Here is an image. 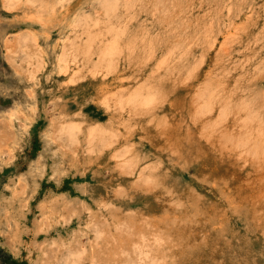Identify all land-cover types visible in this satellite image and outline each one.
<instances>
[{
	"label": "rangeland",
	"instance_id": "obj_1",
	"mask_svg": "<svg viewBox=\"0 0 264 264\" xmlns=\"http://www.w3.org/2000/svg\"><path fill=\"white\" fill-rule=\"evenodd\" d=\"M35 1L0 0V264H70L82 247L88 249L80 264L94 258L95 264H124L122 248L138 239L134 231L146 221L148 234L164 229V215L178 198L186 202L179 205L182 215L197 222V235L227 249L232 264H264V203L251 200L246 181L259 163L247 151L237 156L220 146L231 116L213 127V116L196 119L193 113L199 101L219 111L236 109L247 98H256L264 111V0H140L128 11L121 6L118 14H134L129 36L152 30L153 39L167 42L151 59L156 71L144 80L143 92L150 88L166 98L147 110L117 106L110 100L115 95L101 91L120 69L144 64L140 52L118 56L110 74L105 67L96 71L92 53L67 72L57 63L63 46L82 43L87 29L94 36L106 29L75 25L80 14H105L98 0ZM26 33L33 41L30 57L10 47ZM171 45L179 46V54L160 72L157 60ZM143 76L129 79L127 89ZM163 115L180 124L181 138L160 147L139 142L151 118ZM72 123L79 127L70 143L59 130ZM88 126H103L112 140L88 151ZM205 160H216L218 168L225 164L229 179L206 175ZM123 161L137 169L122 167ZM156 176L165 180L154 185ZM130 218L136 225L128 236L122 223ZM101 228L105 234L96 241L94 231Z\"/></svg>",
	"mask_w": 264,
	"mask_h": 264
},
{
	"label": "bare ground",
	"instance_id": "obj_2",
	"mask_svg": "<svg viewBox=\"0 0 264 264\" xmlns=\"http://www.w3.org/2000/svg\"><path fill=\"white\" fill-rule=\"evenodd\" d=\"M8 1L11 4V2L14 0H8ZM47 1L50 0H46L44 1V3L51 4L50 3L51 1L50 2ZM137 1L140 0H122L121 3L120 0H98L99 7H101V9L105 11V14L102 15L99 14V16L101 15V17L99 18H96L95 14H80L77 20L75 21V25H81L87 28L92 24H98V25L105 24L106 29L98 33L96 36H94V34H92V32L87 29L85 31L87 34L84 41L82 43H76V45H71V47L69 48L67 47L68 45H64L57 56L58 61L57 60L56 61L58 64L60 63L61 68H63V72L65 71L67 72L69 69H71L74 66L78 58L86 62L88 61V59L92 57L91 56L92 53L96 55V59L98 61L97 62L98 64L95 65L97 67L96 71L98 69H101V67H105L107 73L110 74L114 71L113 68L116 65V60L118 56L130 55L131 57L132 54H135L136 52L138 53L140 52L141 55L140 60H142L144 64L142 63L137 64L138 65L137 69L134 68V64H130L131 66L130 68L127 67L126 69H120L114 75L111 76L110 82H107L106 84L101 86V91H104V93L110 95H115L116 97L114 98L111 96L110 100H113L114 104L117 106H121L122 108L130 107L131 109L142 106L147 110V108H150L151 106L152 107L158 106L166 98L163 97L162 95L156 94L157 90L156 92H152V89L150 88L146 89L147 94H144L143 92L145 90L144 80L146 78H149L148 75L154 74V72L156 71V69L151 68L150 65L151 59H153V57L156 56L158 52H160V50L167 42L162 41L163 38L161 40L158 39V36L156 40L153 39L152 36H154V33L152 32V30H145V32H143V31H139L138 29H135L132 31L131 36L127 34V27H128L127 24L133 18L134 14H118V10L120 9L121 6L123 7V9H126L127 11L133 9V6ZM37 2H40V0ZM53 6L56 7L54 3ZM42 7H45V5L44 6L42 5ZM55 9L52 10L56 11ZM42 10L44 9L42 8ZM42 10H41V15H42ZM44 13L45 12H43V14ZM47 14H49V12ZM157 15L160 17L162 21H164L167 17L166 16L167 14H157ZM245 17L247 18L248 16ZM28 35L29 33H26L20 36L21 39L18 38L16 39V41L14 40L15 41L14 43L11 42L12 44H10L11 45L10 47L12 48H15L16 46L19 47L18 49L23 48L22 52L25 55L23 57L26 56L30 57V55L32 54L30 53L31 50L29 48L33 41L29 37L30 35L29 36ZM27 47L28 49H25ZM178 47L179 46L171 45L169 48H167L166 46L167 48L166 52L162 53L163 54L162 57H160V59L157 60V65H158L157 70H159L160 72L165 70L166 67H168V65L171 64L177 58L179 54L177 53ZM21 54L22 53L20 52V55ZM6 58H8V56ZM144 69L145 71H143ZM133 72H138L139 76H133ZM141 75L144 76L138 82V84L127 89L130 85L129 79H137V78L140 79ZM170 103L172 106L174 105V102L170 101ZM227 107L228 108L222 110L220 109L219 111H217L214 108V104H211L207 101H199V103L195 105L193 113L196 119H199L201 115L208 117L213 116V120H214L212 122L213 127H218L219 125L218 122L221 123L226 117L231 116V118L233 119L232 120L233 124H231L230 127L232 128L231 130L225 129L223 131L226 133L225 134L226 136L225 139L220 141V146L230 150L231 152L235 153V155L237 156L242 155L243 152L247 151V158L253 157V159H255V161L259 163L257 166L258 173L252 175L246 181H247V191L251 192L250 193L251 200H253L257 204H262L264 203V111L263 108L260 105V102L256 100V98H252L249 100L247 98V102L244 101L239 102L238 107L236 109L234 108L230 109V106ZM151 125L152 127L150 128L147 127L143 128V130L141 131L142 134L139 135L138 138L139 142L145 143V141H148L151 145L160 147L163 146V144H166L167 142L168 145H172L173 141L180 139L182 136V128L180 127V124L175 120L168 119L167 115L151 118ZM78 127L79 125H76L75 123H72L71 125L70 124L64 125L60 128L59 135L61 136L62 134L63 136H65L66 139L70 141V143H73L77 140ZM208 136L210 137L209 134ZM86 137L88 141L87 142L88 151H93L97 146L101 144L106 145L112 140L111 135L106 134L103 126L102 127L90 126L87 130ZM4 145L1 144V146L3 147ZM122 167H126V169L128 168L131 172H134L137 169L135 168V165L132 161H123ZM223 167L218 168L216 164V160L213 161L210 160V162L209 160H205L203 162V172L206 175L210 172L212 174L211 178H215V175L220 174L219 177L224 178V180L229 179V175H228L229 171L228 169H226L225 164L223 165ZM140 172H141L140 174H142V172H144L143 169ZM142 175L143 177L146 176V174L144 175V173ZM149 175L151 174L149 173ZM147 178L149 177H146V179ZM163 180H165L163 177L158 176L157 178L156 176L155 180H153L155 181L154 185H156L157 182L162 183ZM240 185L242 186V184ZM184 200L185 199L183 198L181 199L178 198L176 201L175 200L172 201L173 204L175 203V206L171 208L170 213L166 212V214L164 215L165 217L164 224L166 226L164 229L154 228L155 230L151 229V231L148 234L147 230L149 227H145L148 226L146 221L145 225L137 228V230L134 231L135 232L134 234L138 236V239L132 240L131 243H129V246L125 247L126 249L124 247L122 248V252L126 254V258L125 260H123L124 264H136L137 262L146 263V264H232L233 262L232 258L234 256L231 253H229L227 249H222V250L220 248L218 249L216 247L217 244L215 246V244H213V242L210 241V239L204 233L202 235L200 234L197 235V232L195 231V224L197 222L195 223L193 219H189L188 217H186L187 215L185 216L182 215L181 212L182 210H180L179 205L185 204L186 202H182ZM168 202L171 203V200ZM177 211H179V213ZM122 225L126 227V233L128 236L133 234V229H135L134 225L136 224L133 222L131 218L124 220ZM152 227H156V223L152 224ZM118 228H120V226ZM200 230H203V228H201ZM94 232L97 241L103 237V235L105 234V229L104 228H101L100 230L96 229ZM87 249L88 248L86 247H82L78 251L73 252L69 258L70 264H80L81 259L85 256L87 252ZM91 249H92L91 251H95V248H91ZM222 256H224V258H222ZM95 262L96 259L94 258L91 264H95Z\"/></svg>",
	"mask_w": 264,
	"mask_h": 264
}]
</instances>
